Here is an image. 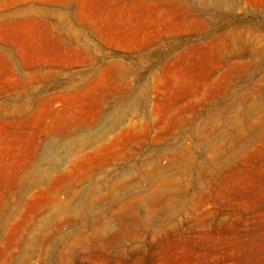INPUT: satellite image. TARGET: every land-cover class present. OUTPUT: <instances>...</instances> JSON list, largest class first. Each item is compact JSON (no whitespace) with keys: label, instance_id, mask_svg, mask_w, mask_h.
Segmentation results:
<instances>
[{"label":"rangeland","instance_id":"rangeland-1","mask_svg":"<svg viewBox=\"0 0 264 264\" xmlns=\"http://www.w3.org/2000/svg\"><path fill=\"white\" fill-rule=\"evenodd\" d=\"M0 264H264V0H0Z\"/></svg>","mask_w":264,"mask_h":264}]
</instances>
